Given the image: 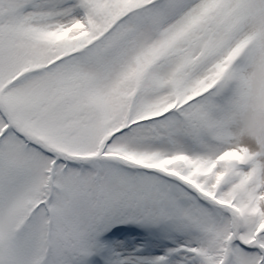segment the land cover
I'll return each instance as SVG.
<instances>
[{"label":"snow or ice","instance_id":"1","mask_svg":"<svg viewBox=\"0 0 264 264\" xmlns=\"http://www.w3.org/2000/svg\"><path fill=\"white\" fill-rule=\"evenodd\" d=\"M0 264H264V0H0Z\"/></svg>","mask_w":264,"mask_h":264}]
</instances>
